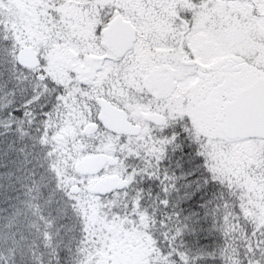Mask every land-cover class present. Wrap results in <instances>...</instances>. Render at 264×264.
<instances>
[{
  "label": "snow or ice",
  "instance_id": "snow-or-ice-1",
  "mask_svg": "<svg viewBox=\"0 0 264 264\" xmlns=\"http://www.w3.org/2000/svg\"><path fill=\"white\" fill-rule=\"evenodd\" d=\"M0 264H264V0H0Z\"/></svg>",
  "mask_w": 264,
  "mask_h": 264
}]
</instances>
